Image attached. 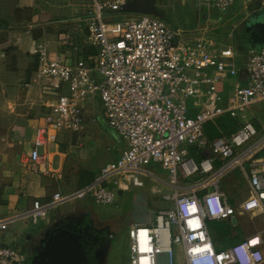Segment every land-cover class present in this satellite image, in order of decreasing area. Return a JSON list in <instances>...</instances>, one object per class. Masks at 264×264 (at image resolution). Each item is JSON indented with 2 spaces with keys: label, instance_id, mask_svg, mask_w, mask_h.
<instances>
[{
  "label": "built area",
  "instance_id": "obj_1",
  "mask_svg": "<svg viewBox=\"0 0 264 264\" xmlns=\"http://www.w3.org/2000/svg\"><path fill=\"white\" fill-rule=\"evenodd\" d=\"M126 2L90 0L93 9L85 17L90 54L70 61L46 45L37 46L38 66L30 79L54 90L36 128L32 166L44 163L40 148L55 142L60 132L83 128L87 99L95 96L108 125L126 143L121 156L73 194L55 192L47 202L35 199L27 211L0 218V230L17 216L36 224L52 207L87 194L98 203H113L115 188L143 186L142 176L156 162L169 173L173 205L128 229L130 264H264L263 232L217 250L208 223L235 217L237 224L238 213L264 216V131L246 114L264 100V44L246 46L249 79L232 85L226 79L238 74L240 54L231 42L204 33L184 36L154 14H123ZM204 2L225 12L235 0ZM104 9L122 16L105 21ZM69 39L62 34L60 42ZM225 115L240 116L238 128L230 134L220 129L209 138L207 125L217 126ZM206 146L212 148L211 157L201 156ZM234 168L249 186L239 208L220 184ZM190 176L194 180L188 182ZM26 262L21 248L0 242V264Z\"/></svg>",
  "mask_w": 264,
  "mask_h": 264
},
{
  "label": "rangeland",
  "instance_id": "obj_2",
  "mask_svg": "<svg viewBox=\"0 0 264 264\" xmlns=\"http://www.w3.org/2000/svg\"><path fill=\"white\" fill-rule=\"evenodd\" d=\"M80 2L78 3L75 0H70V2L55 0L50 1V4L43 3V7L41 8H43L45 14L49 11L50 15L41 17L40 23L48 34L38 40V42H41L46 37H49L58 42L61 39L59 36L61 33L63 35H72L78 48H72L69 52L75 57V60L80 53L83 54V52L92 48L87 38V21L85 17L92 11L93 6L90 4V0H80ZM154 5L158 11L163 13L162 18L164 21L171 26L181 28L186 36L194 37L204 33L215 36L217 39L231 42L236 53L240 54V57L237 58L238 74L226 79V81L232 85L236 82L245 83L248 81L249 72L245 65L246 29L249 26V22H262L264 20V8L258 12L256 11L245 23L237 25V19L233 20L232 23L227 22L224 24L225 21L221 23L220 18L228 16L231 9L227 12H220L212 6L203 5L200 0H155ZM6 11L10 12L7 9ZM6 11H0V19L4 17L3 15ZM103 17L105 21H116L121 17V12L104 9ZM234 23H236V26L232 29L231 25ZM51 44L50 46L53 49L57 48L56 44H53L55 47ZM63 48L64 46L59 45V53L61 55H63V51L68 49L66 46ZM222 85L223 83H220L219 88ZM97 99L99 101L92 103L93 108L90 111L91 116L95 117L94 123L96 127L94 128L93 125L88 126L85 131L86 133L81 139L75 138L74 140V144L79 148L77 150H79L80 154L76 159V172L78 173L81 169L88 166L92 172L99 175L101 167L113 158L115 152L121 149L125 142L114 129L107 126L103 104L99 97ZM246 114L255 125L259 124V127L256 125L257 128L264 131V100L254 104L250 110L246 111ZM240 120V116L237 118L228 117L225 122L230 124L233 122L240 123ZM219 126L223 127L221 123ZM84 139L91 140L88 148V157L82 149L84 146L78 144L80 142L85 143ZM212 154V148L206 146L201 156L211 157ZM149 168L155 175L154 177L150 175L142 176L144 185L140 187L130 186L128 189L115 188V201L113 203H98L90 194L84 197L69 199L52 207L48 215L45 218L39 219L36 224L31 223L30 233L34 235L39 234L45 222L59 213L62 215L58 217L57 222L51 223V226L72 217H86L93 231L104 237L103 246L98 247L96 251L97 264H130L128 229L138 222L148 223L152 220L157 209L172 207L173 205L171 199L166 200L163 197L167 194L172 195L173 192V186L169 182L168 173L156 162L152 163ZM179 178L181 179V177ZM193 180V176H190L187 181L191 182ZM220 184L233 205L237 208H239L240 202L249 194L247 179L242 176L238 168L229 171L221 179ZM237 219V224L228 219L219 225V220L210 221V231L213 237L217 241L225 243L227 236L230 234V237H234V243L261 231L264 238V218L262 216L252 217L238 213ZM39 243L40 241H36L34 246L40 245ZM226 244L229 245L228 242Z\"/></svg>",
  "mask_w": 264,
  "mask_h": 264
},
{
  "label": "crops",
  "instance_id": "obj_3",
  "mask_svg": "<svg viewBox=\"0 0 264 264\" xmlns=\"http://www.w3.org/2000/svg\"><path fill=\"white\" fill-rule=\"evenodd\" d=\"M50 1L55 0H0V11L3 12L6 9L10 11H6L4 17L0 19V218L19 215L27 211L35 199L47 202L53 198L55 192H60L63 195L73 194L84 186L81 183L83 172L89 171L99 176L98 173L92 172L88 166L81 169L79 173L76 172V159L80 154L77 150L79 148L74 144L75 138L81 139L88 126L96 127L95 117L91 116L90 111L93 108L92 103L99 101L97 96L87 99L84 126L81 130L60 132L55 142L46 148H40L41 154L46 157L44 163L34 167L29 161L36 128L43 123L44 116L48 111L44 103L54 94L52 89L30 83L31 76L38 66V55L34 51L35 48L46 45L50 50L60 54L59 45L64 48L66 46L68 49L63 51L64 56H62L70 61H76L91 52V50H87L83 54L80 53L75 60V57L69 52L72 48H78L72 35L68 40L71 45L59 40L56 42L49 37L38 42L40 38L48 34L41 25L40 18L50 15L48 10V13L45 14L41 8L43 3L50 4ZM61 1L70 2V0ZM75 1L81 3L80 0ZM200 2L208 6L204 0H200ZM263 8L264 0H235L229 8L231 9L230 14L220 18L221 23L224 21V24L232 23L237 19V25L243 24L251 15ZM121 12L129 16L141 14L140 12L125 11V8ZM233 25H231L232 29L236 23ZM171 27L181 30L179 27ZM184 36L186 35L184 34ZM211 37L217 39L215 36ZM49 42L52 43V46L56 44L57 48L54 46L55 49H53ZM107 126L110 127L108 123ZM61 133L62 135H60ZM119 137L123 140L120 135ZM84 141L85 143L78 144L84 146L82 149L88 157L91 140L84 139ZM125 146L124 142V145L115 152L110 161L117 160ZM149 171V175L154 177L150 168ZM165 171L168 173L167 170ZM165 196H163L164 199L168 200ZM61 215L59 213L49 218L37 235L30 233L32 222L28 216H17L7 224L6 229L0 230V242L21 248L28 260L34 250L44 243L49 230L58 225L51 226L50 224L57 222ZM262 217L264 218V216ZM36 241H40V245L34 246Z\"/></svg>",
  "mask_w": 264,
  "mask_h": 264
},
{
  "label": "water",
  "instance_id": "obj_4",
  "mask_svg": "<svg viewBox=\"0 0 264 264\" xmlns=\"http://www.w3.org/2000/svg\"><path fill=\"white\" fill-rule=\"evenodd\" d=\"M155 0H131L124 4L125 11L150 13L163 17L154 5ZM251 47L264 44V21L249 22L246 29ZM232 221L236 224V218ZM74 220L51 228L44 243L36 248L29 259L30 264H91L87 246L89 238L75 225Z\"/></svg>",
  "mask_w": 264,
  "mask_h": 264
},
{
  "label": "trees",
  "instance_id": "obj_5",
  "mask_svg": "<svg viewBox=\"0 0 264 264\" xmlns=\"http://www.w3.org/2000/svg\"><path fill=\"white\" fill-rule=\"evenodd\" d=\"M248 44H250V39H249V35H248V32L246 31V45H248ZM229 116L228 115H225V116H223V117H221V118H219L218 119V121H217V126L216 125H214V124H208L207 125V127H206V132H207V134H208V136H209V138H214V137H216V136H218L219 134H220V129L223 131V133H225V134H230V133H232L233 131H235L237 128H238V126H239V122H233V123H228V122H225V120L228 118ZM229 118H231V117H229ZM222 124V128L219 126V124ZM258 127H259V124H256ZM82 175H83V177H82V181H81V183H82V185H87V184H89V183H91L92 181H94L98 176L97 175H95V174H92V173H90L89 171H86V172H83L82 173ZM210 221H212V220H210ZM210 221L208 222L209 223V229H210ZM226 221V220H220L219 221V223H218V225L219 224H223L224 222ZM210 233H211V231H210ZM230 235V234H229ZM227 236V240H226V242L224 243V242H219V241H217L214 237H213V235H212V233H211V236H212V239H213V242H214V245H215V247H216V249L217 250H220V249H224V248H226V246H229V245H231V244H233V240H234V237H230V236ZM230 239V240H229ZM228 242V244L230 243V242H232V243H230L229 245H227L226 243ZM238 242V241H237ZM234 243H236V242H234ZM30 259V258H29ZM29 259L27 260V262L25 263V264H30V262H29ZM93 264V263H92Z\"/></svg>",
  "mask_w": 264,
  "mask_h": 264
},
{
  "label": "flooded vegetation",
  "instance_id": "obj_6",
  "mask_svg": "<svg viewBox=\"0 0 264 264\" xmlns=\"http://www.w3.org/2000/svg\"><path fill=\"white\" fill-rule=\"evenodd\" d=\"M71 220H74V224L77 225L79 228H81L86 235L89 238V246H87V253L90 259L91 264H97V249L98 247H102L103 246V239L104 237L101 234H97L95 231H93L91 224L88 221V218L86 217H79V218H69L64 220L63 222L59 223L63 224V223H67ZM56 225V226H58ZM55 227V226H54Z\"/></svg>",
  "mask_w": 264,
  "mask_h": 264
},
{
  "label": "bare ground",
  "instance_id": "obj_7",
  "mask_svg": "<svg viewBox=\"0 0 264 264\" xmlns=\"http://www.w3.org/2000/svg\"><path fill=\"white\" fill-rule=\"evenodd\" d=\"M168 200H170L171 198H170V195H166L165 196Z\"/></svg>",
  "mask_w": 264,
  "mask_h": 264
}]
</instances>
